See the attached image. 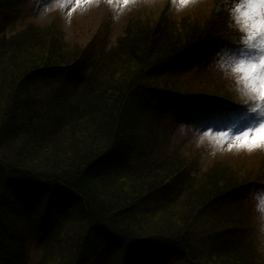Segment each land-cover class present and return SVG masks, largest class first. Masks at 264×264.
I'll use <instances>...</instances> for the list:
<instances>
[{"label":"trees","instance_id":"trees-1","mask_svg":"<svg viewBox=\"0 0 264 264\" xmlns=\"http://www.w3.org/2000/svg\"><path fill=\"white\" fill-rule=\"evenodd\" d=\"M26 1L0 0V264H264L263 160L206 166L193 149L252 125L212 68L229 15L162 13L69 51L57 24L13 28ZM195 101L229 123L195 126Z\"/></svg>","mask_w":264,"mask_h":264},{"label":"rangeland","instance_id":"rangeland-1","mask_svg":"<svg viewBox=\"0 0 264 264\" xmlns=\"http://www.w3.org/2000/svg\"><path fill=\"white\" fill-rule=\"evenodd\" d=\"M25 10L29 11L27 17L25 16L24 19L21 18L16 22L13 26L15 30L20 31L32 25L33 28L39 30L38 32L44 33L43 30H48L51 26L57 24L64 36V45L69 48V51L84 48L105 32L109 33L110 43L115 47L118 40L124 36L126 26L131 20L140 19L151 23L155 22L164 13L177 21L188 18L197 22L208 18L215 12L223 11L228 14L227 9L224 7V0H197L195 4H182L174 2V0H130L127 5L122 0L113 3H109V0H82L79 4L75 3L74 0H42V5L33 0H27ZM234 39L236 38L224 42L218 53L222 51L239 53L241 46L235 43ZM228 86H230L229 90L235 96L236 108L245 112L240 118V123L244 124L247 120H251L252 125L249 126L256 127L255 124L259 123L257 115L249 112L247 105L238 102V97L232 90L231 82ZM194 104L198 107L197 112L194 114L195 126L210 123L224 128L229 123L232 111L228 107L213 103L200 106L198 101H195ZM193 106V104L190 105V107ZM190 120H192L191 117ZM246 130L247 127L241 133ZM186 137V132L178 130L175 144L179 145L177 141L185 140ZM185 144L186 146H180L187 150L190 141ZM193 149L199 150L203 154H205V151L207 152L205 157L206 166H212L214 162L221 161L230 166L237 164L253 166L254 163H257L259 157L264 163V149L252 152L247 150L229 151L227 147L223 150H213L210 143L201 144L199 140L195 142Z\"/></svg>","mask_w":264,"mask_h":264},{"label":"clouds","instance_id":"clouds-1","mask_svg":"<svg viewBox=\"0 0 264 264\" xmlns=\"http://www.w3.org/2000/svg\"><path fill=\"white\" fill-rule=\"evenodd\" d=\"M224 7L229 14V28L238 34L233 41L241 49L239 53H217L212 68L231 82L238 102L257 115L259 123L255 125L264 124V0H224ZM199 142L210 143L213 150L227 147L229 151L252 152L264 149V127L249 126L239 135L209 129L199 136ZM250 199L258 230L264 235V186L250 190Z\"/></svg>","mask_w":264,"mask_h":264},{"label":"snow or ice","instance_id":"snow-or-ice-1","mask_svg":"<svg viewBox=\"0 0 264 264\" xmlns=\"http://www.w3.org/2000/svg\"><path fill=\"white\" fill-rule=\"evenodd\" d=\"M75 3L79 4L82 2V0H74ZM113 2H118V0H109V3H113ZM122 2L127 5L130 0H122ZM174 2H179V3H182V4H188V3H191V0H174ZM256 127H264V124H258ZM253 130H255V128H253ZM243 134V133H241Z\"/></svg>","mask_w":264,"mask_h":264}]
</instances>
